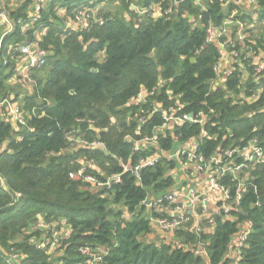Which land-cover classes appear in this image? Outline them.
<instances>
[{
    "label": "trees",
    "instance_id": "obj_1",
    "mask_svg": "<svg viewBox=\"0 0 264 264\" xmlns=\"http://www.w3.org/2000/svg\"><path fill=\"white\" fill-rule=\"evenodd\" d=\"M0 2L22 20L1 42L0 101L18 102L25 120L0 107V264H87L85 246L103 256L98 264H264V161L236 168L252 143L264 150V0H41L39 13L35 0ZM227 21L231 34L211 37ZM24 43L47 54L21 92L10 48ZM168 110L205 118L161 127ZM194 140L207 161L233 165L219 176L230 198L218 204L232 203L236 219L213 211L200 231L188 223L151 238L160 214L143 202L177 186L173 170L187 157H162L139 179L125 166Z\"/></svg>",
    "mask_w": 264,
    "mask_h": 264
},
{
    "label": "built area",
    "instance_id": "obj_2",
    "mask_svg": "<svg viewBox=\"0 0 264 264\" xmlns=\"http://www.w3.org/2000/svg\"><path fill=\"white\" fill-rule=\"evenodd\" d=\"M40 1L41 0H35L36 13H39L41 11V7L39 6ZM197 1L201 2L202 0H197ZM33 18L34 17H32V20ZM78 19L80 18L78 17ZM32 20L24 22V29L29 27V23H31ZM18 21L22 22V20L12 19L8 13L7 7L3 3L0 2V30L2 31L1 36H0V48H1V42H2L3 37L9 34L11 31H13V29L15 28L16 22ZM234 22L235 21L233 22L227 21L226 24L229 26L224 27L222 30H218L215 28L211 29L210 30L211 37L216 38L217 36H221L223 34L225 35L228 33L231 34L230 27ZM243 26L245 25L241 23L240 28L242 29ZM241 29L237 33V38L240 41H242L244 38V35ZM220 47L223 49L224 44L222 43ZM11 49L15 50L16 52H19L18 57L24 58V64L18 69V74H16L15 76L16 80L19 83H23L25 81L30 82V80H32L33 78L30 76L29 72L33 68L41 67L42 65H44L45 56L47 52L40 47L39 48L35 47L34 43H24L20 45L19 47L11 46L10 50ZM223 52L224 51H222L221 53ZM226 57H227L226 52H224L222 59ZM222 64L223 62H221V64L218 65L217 67L220 73H224V75H226L227 73H230L231 70L229 69V67L228 66L223 67ZM262 69H263V65L261 64L258 66L257 72L261 71ZM260 90H263V86L260 87ZM146 93H148L147 90H143L140 92L138 97L144 98ZM3 105H6L8 108V111L10 113H14L16 115V118L19 119L21 123L23 124L25 123L23 114L19 113L20 110H19L18 102H10L9 97H5L2 101H0V107H2ZM162 115L164 117L165 122L161 127H166L168 121L172 119H175L179 122L192 121V122L202 123L205 118L203 112L199 113L200 116H197V115L193 116L192 114L185 113L182 116L177 117L175 115V112L170 113V111L168 110V111H163ZM139 142L140 141H137V143ZM143 143L151 144L152 146L157 147V142L155 141L154 138L144 137ZM91 144L103 147L101 142L95 141V142H92ZM192 146H193L192 149H185L183 147H180L176 149L175 151H171V152L164 150V149H161V150L158 149L157 151L155 150L153 153L149 154L148 156L142 157L136 165L130 166V167L125 166L126 170L132 171V173L139 179L140 171L142 168L155 166L156 163L160 162L162 157L166 156L170 159V158H177L180 155H186L187 157L186 162L185 161L181 162V160L179 159L181 170L185 171L186 172L185 174L190 176L186 180L190 181L191 178L194 176L193 174H205V173L207 174V181L209 184H207V187L203 189H199L200 187L198 186V191L193 186H191V184H188V182L182 185L181 183L177 182V186L175 188L168 190L162 196L155 195L152 197L151 194L147 196L146 200L143 203L149 209L155 210L159 212L160 214V216H158L157 218L152 217L151 219L157 225H160L163 228L167 229V232L170 230H174L175 228L184 226L183 224L189 221L191 218L194 219V224H193L194 228L197 231H200L201 230V223H200L201 220L204 218L210 217L213 211L223 213V215L227 219H236L231 215L232 203L228 204L227 202H225L222 205L218 204L220 199H224V201H226L230 198L229 191L225 189V187L222 186V184L219 182V176L225 174V172L228 169H232L233 165L230 163L228 164V166L223 165L221 155L213 157L211 160L207 161L203 156H201L200 154L196 152L198 148V143L196 140L192 142ZM234 152H235L234 150H230V151L227 150V154L229 156H231ZM243 155L245 157V162L237 166L236 168H242V167L248 168L250 165V162L264 161V150L260 146H257L255 143H252L249 147H246V149L243 152ZM191 167L193 168L192 170H191ZM189 170L191 171L189 172ZM88 179L93 182L95 181V179L90 176H88ZM120 179H121L120 174H116L110 179V183L111 181H114V180L118 182L120 181ZM186 180H183V181H186ZM210 191L213 193L219 194V198L218 200H216L212 208L210 207L212 206L210 205V200H211L210 195H209ZM240 198L241 196L238 195L237 198L235 199V202L239 203ZM198 200L202 202L203 207H198V208L192 207V210L193 209L194 210L193 211L190 210V212L187 213L189 210H187L186 207L193 206L194 204L198 202ZM209 207L211 208L210 210H208ZM209 221L212 222L213 220L209 219ZM39 225H41V223ZM250 226H251L250 221H245L243 223L242 228L246 227V229H244L240 234V237L238 239L239 245H242L246 241L247 236H248V229ZM64 232L66 234L69 233L66 230ZM43 245L45 244L43 243ZM39 246H41V243ZM52 246L54 249L60 246V238L59 236H57V234L53 236ZM102 250L104 249L102 248L100 251ZM81 253L84 256H86L85 263L87 264H98L99 261H101L103 258V256L97 250L91 247H88V246L82 247ZM195 253L196 254L201 253L206 256L207 252L205 251V249H196ZM12 257L16 258L17 255H13ZM80 264H82V262Z\"/></svg>",
    "mask_w": 264,
    "mask_h": 264
},
{
    "label": "crops",
    "instance_id": "obj_3",
    "mask_svg": "<svg viewBox=\"0 0 264 264\" xmlns=\"http://www.w3.org/2000/svg\"><path fill=\"white\" fill-rule=\"evenodd\" d=\"M1 31V30H0ZM1 33H2V31H1ZM1 36V35H0ZM19 62H18V66H20L21 64L23 65L24 64V58H19ZM21 65V66H22ZM7 72H8V70H7ZM29 74H30V72H29ZM13 76V75H12ZM15 76V75H14ZM30 76H31V74H30ZM10 85H11V81L14 83V82H17L14 78H10ZM32 86V83L31 82H29V81H27V82H25V84H23L22 85V87H20V90H21V92L23 91V90H26V88H27V90H28V88L29 87H31ZM10 95H11V97L13 96L14 97V95H13V93H9ZM5 97H8V95L6 94L5 95ZM4 97V98H5ZM3 98V99H4ZM2 101V100H1ZM194 176L191 178V180L189 181V180H186V181H183V183L184 184H186L187 182H188V184H191V185H193V184H198V186L200 187L199 189H203V188H206L207 187V184H209L208 183V181H207V174L205 173V174H193ZM175 176H177L176 174H175ZM176 178V177H175ZM182 181V180H181ZM178 183H180L179 181H177ZM157 195V194H156ZM160 195V194H159ZM158 195V196H159ZM209 195H210V198H211V200H210V205H212V206H210L211 208L213 207V205H214V203L216 202V200H218V198H219V194H217V193H213V192H209ZM151 196L153 197V196H155V194H151ZM191 211H193V210H191ZM155 225H157L156 223H155ZM158 226V225H157ZM157 230H158V228H157ZM155 231V233L153 234V237H152V235H151V238H154L155 236H157L158 238H161V237H163V236H165L166 235V233H165V235H163L162 233H160V232H158V231ZM169 237H171V236H169Z\"/></svg>",
    "mask_w": 264,
    "mask_h": 264
},
{
    "label": "rangeland",
    "instance_id": "obj_4",
    "mask_svg": "<svg viewBox=\"0 0 264 264\" xmlns=\"http://www.w3.org/2000/svg\"><path fill=\"white\" fill-rule=\"evenodd\" d=\"M44 32V31H43ZM41 36H42V34H41ZM1 100H3V99H1ZM190 165V164H189ZM191 166V165H190ZM189 166V167H190ZM181 166H179V168L178 169H174L173 170V173L174 174H176L177 176H175L176 177V180L177 181H179L180 183H181V185L182 184H184L183 183V180H186L188 177H190L189 175H187V174H185L186 172L185 171H182L181 170V168H180ZM191 170H189V172H190ZM200 173H202V172H200ZM182 180V181H181ZM191 186H193L197 191H198V185L195 183V184H193V185H191ZM192 207L194 208H198V207H203V205H202V202H200V200H198V202L196 203V204H194L193 206H188V207H186V209L187 210H189L187 213H189L190 212V210H192ZM211 208L209 207V209L208 210H210ZM194 210V209H193ZM188 223H192V224H194V219L193 218H191L189 221H187L186 223H184L183 225H187ZM158 227V232H160V233H162L163 235H165V233L167 232V229H165V228H163L162 226H160V225H158L157 226ZM32 230L33 231H37V230H39L40 232H41V235H42V238L43 239H45L46 238V236H47V230H46V227H38V226H35L34 228H32ZM67 232H69V230H66ZM57 249V248H56Z\"/></svg>",
    "mask_w": 264,
    "mask_h": 264
},
{
    "label": "water",
    "instance_id": "obj_5",
    "mask_svg": "<svg viewBox=\"0 0 264 264\" xmlns=\"http://www.w3.org/2000/svg\"><path fill=\"white\" fill-rule=\"evenodd\" d=\"M242 213H244L243 211H241Z\"/></svg>",
    "mask_w": 264,
    "mask_h": 264
}]
</instances>
